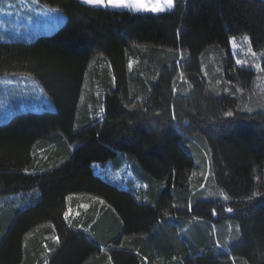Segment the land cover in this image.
<instances>
[{"label":"trees","instance_id":"1","mask_svg":"<svg viewBox=\"0 0 264 264\" xmlns=\"http://www.w3.org/2000/svg\"><path fill=\"white\" fill-rule=\"evenodd\" d=\"M40 2L66 22L0 42V74L34 76L55 105L0 124V264H264V103L231 46L263 55L264 0ZM118 154L146 186L93 173Z\"/></svg>","mask_w":264,"mask_h":264},{"label":"rangeland","instance_id":"2","mask_svg":"<svg viewBox=\"0 0 264 264\" xmlns=\"http://www.w3.org/2000/svg\"><path fill=\"white\" fill-rule=\"evenodd\" d=\"M79 1L81 2V0ZM51 9H55V11ZM167 10L169 9L165 11ZM65 22L66 15L61 9L42 3L40 0H0V42L29 43L38 36L54 33ZM244 36L246 35H239L235 38V44L231 41L232 53L235 62L237 60L242 62L249 60L247 62L249 64H236L240 66L247 64L256 71L254 82L260 87L264 103V71L255 67L257 64L261 67L264 52L263 57L260 54V56L257 55V53L253 56L252 52L254 51L248 43L249 40L243 39ZM257 56L259 62L255 60ZM211 63V66H214L213 60ZM82 76H84V72ZM83 83L84 77L80 79L78 85V98L81 95L80 91L83 89ZM54 108L53 100L34 76L21 73L0 74V124L8 122L16 113L27 110H52ZM120 155L118 154L119 158L116 162L114 158L105 162H94L92 164L93 173L118 189L136 191L144 185L146 186L135 174L127 158ZM79 204L81 203L79 202ZM67 206L68 217L73 213L75 214V205L69 202ZM81 207H83V202Z\"/></svg>","mask_w":264,"mask_h":264},{"label":"snow or ice","instance_id":"3","mask_svg":"<svg viewBox=\"0 0 264 264\" xmlns=\"http://www.w3.org/2000/svg\"><path fill=\"white\" fill-rule=\"evenodd\" d=\"M81 2L89 6H99L103 8H111V9H116V10L124 9V10L131 11L133 13H137V12L161 13V12H164L166 9L170 10L174 7V0H163V2H161V0H81ZM51 10L55 11V9H51ZM243 39L246 41L249 40L247 36H244ZM232 42L233 44H235V37L232 38ZM249 51H251V49H249ZM252 55L255 56L256 53L252 52ZM236 63L242 64L245 62L237 60ZM255 67L260 68L261 71H264V68H261L259 64L255 65ZM101 111H103V109H101ZM225 115L232 116L233 113L226 112ZM260 195L261 193H258V192L253 193V197L260 196ZM253 197H250L249 199ZM69 199H71V197H69ZM225 199H228V197L225 196ZM227 211L232 212L233 209L228 208ZM64 215H65V218H67L69 215V212H65ZM237 229H238V226H237ZM56 239H57V242H59L58 238Z\"/></svg>","mask_w":264,"mask_h":264},{"label":"bare ground","instance_id":"4","mask_svg":"<svg viewBox=\"0 0 264 264\" xmlns=\"http://www.w3.org/2000/svg\"><path fill=\"white\" fill-rule=\"evenodd\" d=\"M27 194V193H26Z\"/></svg>","mask_w":264,"mask_h":264}]
</instances>
